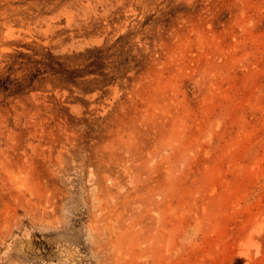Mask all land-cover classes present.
Wrapping results in <instances>:
<instances>
[{
  "label": "rangeland",
  "instance_id": "rangeland-1",
  "mask_svg": "<svg viewBox=\"0 0 264 264\" xmlns=\"http://www.w3.org/2000/svg\"><path fill=\"white\" fill-rule=\"evenodd\" d=\"M0 264H264V0H0Z\"/></svg>",
  "mask_w": 264,
  "mask_h": 264
}]
</instances>
